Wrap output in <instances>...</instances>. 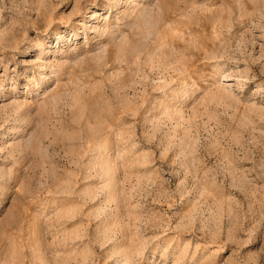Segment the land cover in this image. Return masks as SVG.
I'll return each mask as SVG.
<instances>
[{"label": "rangeland", "instance_id": "rangeland-1", "mask_svg": "<svg viewBox=\"0 0 264 264\" xmlns=\"http://www.w3.org/2000/svg\"><path fill=\"white\" fill-rule=\"evenodd\" d=\"M0 264H264V0H0Z\"/></svg>", "mask_w": 264, "mask_h": 264}]
</instances>
